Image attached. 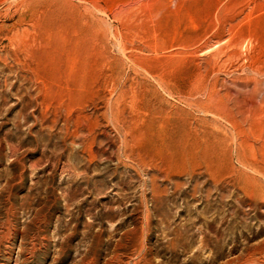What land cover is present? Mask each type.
Returning <instances> with one entry per match:
<instances>
[{
  "label": "rangeland",
  "instance_id": "rangeland-1",
  "mask_svg": "<svg viewBox=\"0 0 264 264\" xmlns=\"http://www.w3.org/2000/svg\"><path fill=\"white\" fill-rule=\"evenodd\" d=\"M0 264H264V0H0Z\"/></svg>",
  "mask_w": 264,
  "mask_h": 264
}]
</instances>
